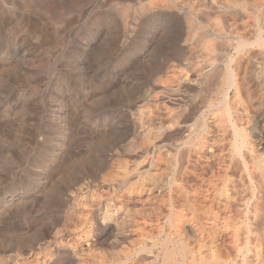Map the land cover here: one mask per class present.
I'll return each mask as SVG.
<instances>
[{
	"label": "bare ground",
	"instance_id": "6f19581e",
	"mask_svg": "<svg viewBox=\"0 0 264 264\" xmlns=\"http://www.w3.org/2000/svg\"><path fill=\"white\" fill-rule=\"evenodd\" d=\"M27 1L29 2L30 0H27ZM27 1L25 3H27ZM69 1L71 0H68V2ZM197 1L198 0H102L103 4L101 6L106 5L107 8H103L102 13L100 14L103 17V19H105L107 22L113 21L112 23L113 27L114 29L116 28L114 30L116 31L115 34H112L113 36L110 35L111 38L113 39L112 43L116 47L113 48L110 46L111 49L113 48L116 51V48H117L119 50L118 53L120 52V50H122V53L124 56H128V59L129 57H131L132 59L131 58L130 59L132 61L135 60V62L136 60H139V61L145 60L144 61L145 63H143V65L141 64V67L146 66L145 71L143 70L144 68L143 69L141 68V70H143L142 71L143 73L142 84L139 87L137 86L138 87L137 89L131 90V92L130 91L127 92L126 90V93L116 91L118 90L116 88H115L116 90L114 91V89H111L113 85L105 87L106 89L102 90V87H100L99 84L98 85L96 84L98 79L96 78L93 79L92 77H89L90 75L89 76L87 75L89 70L91 71L93 69L92 64L96 62V61L95 62L93 61L92 63L90 62V59H93L94 56H96L99 53H100L99 56L102 57L103 52L106 50L105 46H107L106 44L105 46L102 45L103 41H106V39L104 40V37H105L104 32L106 33V31H104L103 28L95 27L94 26L95 24H91V25L89 24L91 26V29L94 28V30L96 31L91 30L93 31V33L90 30L85 31V32L83 31L84 33L82 34H81V30L80 32L77 31L76 34L79 32L80 35L77 36L76 38L74 37V41L72 42V45L70 46L68 50L69 57L67 56L68 57L67 61L69 62L68 65H70V67L72 65H76L77 67L81 66V69L84 68L85 73H83L79 81L74 84L75 86L72 90H70L71 89L70 88L68 92L66 90L57 91L56 93L52 95L51 102L44 103L41 108H40L41 105L39 107L37 106L38 109L40 108L39 110L40 112L38 113V115H35L36 113L30 114L31 112H33L32 110L31 112L29 111L30 113L27 116L24 115L25 116L23 117L24 121L29 122L28 125H30L31 123L34 124V120L37 118H39L41 125L40 127L34 128L31 131L29 130V128H27L28 131L25 130L26 135H25V131H22V133H24L23 138L25 140H24V143L22 141L21 146L23 147L20 150H19V147L17 149V146L20 143L14 144L11 147H9V145L12 143L11 140H16L15 138L16 136H18L17 134L19 131L17 132L15 129L12 130V128L6 122L9 120L12 112L22 106L21 96L24 92H26L34 84L33 82H35L34 80L36 79L35 78L36 76H34L33 79L31 78L32 76H26L27 78L21 81L22 84H18V85H15L14 83L15 81H14L13 82L14 85L12 83H11L12 85L11 84L9 85L11 88H8V91L0 92V138L4 142H7L8 144L2 147L3 149L4 147L8 148V151L11 152L8 154L12 156L10 158L12 159L13 156H15L12 160L17 158L18 159L17 161L19 162L20 166L25 161L24 159L27 157L29 159L27 163V167L30 172L29 177L26 180L24 179L23 180L24 182L21 181L20 185H15L14 183H10V181H13L11 179L9 182L5 181L6 180L5 177L2 176V178H4L5 180L3 179L4 182L1 181L2 183H0V264H186V263L187 264L188 263L198 264L200 263L202 259H200V262H197L199 257L198 259H196L194 255L196 253L193 254L192 252L194 251L191 252V250L188 249L189 246H186V244L192 241H195L194 240L195 235L196 234L198 235L199 233V232L198 233L195 232L197 228L195 229L193 226L194 224H196L195 220L193 224L190 222L192 220L191 216L194 215V217L197 216L198 218L200 217V218H203L204 220L207 219L206 222L210 220L212 224V222H214L216 218L215 217L216 214H214L213 213L214 211L211 210V204L212 203L215 204L216 200H213L215 202H212L211 204L209 203V201L208 202L205 201L204 203H202L203 199L201 197L202 204L200 203V201H198L199 203H196L197 202L196 201V202L191 203V205L190 204L188 205L187 202L190 200L187 201V198L188 197L191 198V196L189 195L193 193L189 194L188 193L189 191L185 189L186 188L185 186L184 188L185 190L184 189L181 190L182 192L184 190L185 191L184 193L188 191L186 194H189V195L188 197H184L186 199L185 200L182 198V193L180 192V190L178 191V187L180 184L177 181H180V183H182L181 182L182 178L180 179L178 176V179L180 180H177L174 176L175 167L173 166V160H172L173 155H171L172 150L170 153L171 145L169 146V144L171 143L169 144L162 143V145L165 146L163 156L159 153L158 155H156L157 153H155V156H152L153 155L152 153L161 144L159 143L160 139L158 137L160 136V134L158 136V133L161 132L162 126H163L162 131L164 132L172 133L174 131V132H177L178 136L180 137L182 135L183 136L186 135L189 138L195 137L194 138L195 140L193 138L192 139L194 140V142H196V138H197V141L199 143L200 141L201 142L204 141V140L199 141L198 138L201 136L200 135L198 136V134L199 132L201 133V130L205 128L206 123H207L206 118H210V116L213 114H215V117L218 118L219 116L218 113H220V116H221L219 117V119L222 118V121L220 123L221 124L223 123L224 128H225V130L222 128V130H224L226 134L225 136L227 137V141L226 139L224 140L225 144L227 142L226 146L229 147L232 155L236 157V159H238V161H235V163L237 162L240 164L238 165L241 168V171L238 170V174L239 172L241 173L242 179H244L245 183L247 184L249 188V191L246 190L247 192H249V194H247L248 196H245V198L242 200L244 202V205L247 206L246 207L247 210L244 209L246 210L245 215H243L244 219L243 220L241 219L242 221H239L241 223L236 224L232 228V234L236 231L240 232V230H242V232H240V234L242 233L241 239H238V237L240 238V236L237 237L235 235L237 239L240 240V242L236 243L238 242L237 240L235 242L236 244L234 245L232 244L233 249L231 253L229 252L230 253L229 255L228 253L224 252L227 257H224L222 253L221 255L223 257L216 256L214 259H211L210 257L211 260H209L205 264H264V256L262 255V251H261L262 249L260 250V247L258 246L261 243H259L258 245L252 244L255 241V239L252 243L249 242V236L255 233L254 232L255 227H252V223H253L252 216L257 214L259 212V209L260 210L263 209V212H264L263 203H260L262 206L259 205L262 208H258L257 205L251 206L250 204V201H252L251 199L257 197L258 194L260 193L262 194L261 188L264 187L262 185L264 184V164H263V161H264V17L263 16L260 17L261 15L259 14L260 11L264 10L262 9L264 8V6L262 8L259 7L262 10L254 6V8H251L249 12H247L248 13L247 18H249V25L245 24L248 26L247 34L246 32L242 31L246 34L245 36H242L243 33L242 35H240L241 33L239 35L233 34V33L220 34L218 33V30L217 32L215 31L216 29L213 31L211 27H210V30L205 29V28L202 29V31L206 34V36L211 34V36L214 35L215 38H222V39L226 38V40L224 44L222 45L214 44L215 49L212 51V53L210 52V55H209L211 60L207 62L206 64H204L203 66L199 67V70L194 74L192 72L195 70V69L193 70V68L196 65L193 68L191 67V69L193 70L192 72L190 71L193 74L191 75L190 72H187V68H190V66L186 68V66H188L189 64L188 65L186 64L185 60L187 56L185 57L184 51L185 49L187 51V47L191 43H193V40H195L193 34L190 31L192 28H197L196 26L198 22L200 21V20L198 21L199 17L197 13V3H198ZM213 1L216 2L215 3L216 10L222 11V13L223 11L225 12L230 11L229 13H231V11L239 12V10H242V9L244 10L243 7H245V6H241L240 0H213ZM33 2L37 3L35 1ZM58 2H61V1H58ZM261 2L263 3L264 1L261 0ZM19 3H22V0H0V72H2L3 68H5L7 65L11 66V64H13V66H11L12 68H14V65H16L15 68H17L18 66L20 67L22 65L21 63H23L24 61L21 56V46H19L21 42L19 44L16 39L14 40L10 38V35L7 33V30H6L7 29L6 27L9 25L12 26V28L15 29V31L16 30L19 31L18 29L24 28L26 25H28V22L24 21L25 19H23V22H20L22 20L20 18L22 16L24 17V15H21V17L19 18L20 20L17 19L18 13L22 12L16 9L18 8L17 5ZM199 3H200V0H199ZM213 3L214 2H212V4ZM29 4L31 6V3ZM212 4L209 7L213 6ZM76 5H78V3ZM258 5L260 6V4ZM26 7L27 6H24V8ZM69 7L70 6L65 7L67 8V11L71 8ZM41 8H43V6ZM89 8H90V5L86 7V9L88 10ZM20 10H22V8ZM31 10H32V7H31ZM51 10L52 9H50L49 11ZM79 10H80V7H79ZM54 11L50 13L49 19H51L50 25L53 28L52 29L53 34L56 35V38H57L58 37L57 34L58 35L64 34L65 31H68L70 27L69 23L71 22L68 19V16H71V15H69L68 13V16L66 15L67 18L64 19L62 18L63 14L62 16L59 15L61 17L60 18L58 14L55 13ZM25 12H23L22 14H26ZM72 12H75V11L72 9ZM216 12L217 11H215V14H217ZM263 12L261 14H263ZM80 13L81 12H79V14ZM247 13H245L246 16H247ZM85 14H86V11H85ZM95 14L97 13H94V15ZM100 14H99V17H100ZM27 15L29 17V14ZM31 15L33 16V14ZM73 15L75 16V13L72 14V16ZM145 15L158 17V19L159 18L164 19L162 16H166V18L173 16L176 18L172 19L173 21L171 23L172 24L171 27L168 26L167 23L165 22L162 23V20L161 22L159 21H153L149 23L147 22L148 24L142 27L144 23L143 24L141 23V18H143L142 16H145ZM202 15L204 16L203 13ZM220 15L221 14H219V16ZM87 16H90V15H87ZM91 18H94V17H91ZM203 18L204 17H202L201 19ZM37 20H40V19H37ZM71 20L73 21L74 19H71ZM154 20H157V19L155 18ZM168 20H170V18ZM27 21H29V19ZM150 21L152 20L150 19ZM237 22L239 23V21ZM245 22L247 23V21ZM202 23H204V20ZM232 23L234 24V22ZM29 24L33 30L37 31L38 28H36V26L33 25L31 21ZM34 24H37V22L36 23L34 22ZM84 24L85 22L83 23V26H85ZM87 24L88 23H86V25ZM198 26H201V24ZM226 26H228V24ZM81 27L80 29H82ZM28 28H26V30ZM109 29L110 28H108V30ZM46 30L47 32L49 31L48 29ZM52 30L50 31L52 32ZM108 30H107V33H108ZM109 31L112 32L111 29ZM13 32H12V35L14 34ZM237 32L239 33V31H236L235 33ZM32 33L34 34V32ZM38 33L37 35H40ZM168 33H169L168 37H165ZM47 34L48 33H46V36ZM15 35L17 36V33ZM106 36H109V34L108 35L106 34ZM33 37L35 38V36ZM203 39H207V38H205L204 36ZM109 40L110 39L108 38V41ZM64 41L65 40H63V42ZM2 42H5V43L2 44ZM61 42L62 40L60 41V43ZM210 42L206 41V43H210ZM108 43H111V41ZM160 43L163 45L160 49H158L159 51H157V47L159 48ZM26 46L27 44L25 45V48ZM195 46L190 45V47H195ZM196 48H195V51H196ZM139 50L143 52V58H139V55L136 54ZM197 51H198V48H197ZM230 51H233V54H231ZM119 54H121V52ZM189 54L191 56L192 53L189 52ZM116 55L117 54H115V56ZM109 56H112V55H109ZM109 56H106V57L108 58ZM204 56L207 57L206 54ZM27 58L28 57H26V59ZM190 58L191 57H189V59ZM197 59H200V57L197 56ZM98 60L99 59H97V61ZM103 60H102V63L105 62V60L104 61ZM187 61L190 62L191 60H187ZM98 62L100 64V61ZM121 62L122 61H120V64ZM201 62L205 63L203 61ZM97 63L94 64V67ZM193 63H196L195 59ZM133 64H137V63H133ZM26 65L25 67L27 68ZM116 65H119L118 62ZM138 65L139 64H137V66ZM76 66H72V67H76ZM114 66L110 64L107 68L108 69L107 71L111 72ZM25 67L23 66V68ZM8 68L9 67H7L6 69ZM21 68L22 67L18 68L19 70L17 71L19 72H17L16 75L20 73ZM64 69H67V67ZM197 69H198V65H197ZM28 70L30 71V69ZM61 70L63 69L61 68ZM14 71L16 72V69ZM55 71H52V76L53 77L55 76V79H56L55 83L56 84L64 83L65 82L64 74H61V73L56 74ZM58 72H63V71H58ZM160 73L164 74L163 77L161 76L163 78L162 80L163 89L162 87L161 89L164 92H162L161 89H158V90L159 92L161 91V93H164L162 97L166 100L164 101L165 104L167 101L169 103L170 102L174 103L176 99H181L180 97L182 95L185 98V100L183 101H186V102L188 101L190 102V104L192 103L191 101L194 102L196 98L197 100H195L196 102L194 103V106L193 107L191 106L193 109H191L190 105L187 102V105L190 107L189 114L185 115L184 112H183L184 115L179 114L180 119L179 120L176 119L177 122L173 120L174 117L170 118V120L172 119V121L176 122V124L175 123L172 124L171 122L167 121L169 120L168 117L171 116L170 115L171 109H169V106L166 107V105L167 104L170 105V104L169 103H167L166 105L163 104V108L165 107V110H162V113L163 111H165V113H163V115L165 114V116H164V121L162 123V126L160 127V125L158 124L159 126L156 125L155 130H152L153 132L154 131L156 132V129H158L156 132L158 137L152 136L154 139L148 140L146 135L150 137L151 136L150 127L153 128L152 127L153 125L150 126L151 124L150 120H152L151 113L153 111L150 110V108H148V105L146 102L148 101L151 102L153 100L156 101V98H157L156 96L159 95V94L154 95L155 93L153 92V90L155 89L156 85H158V83L161 82L162 78L160 79V77L158 76ZM49 74L51 73L49 72ZM59 75H62V76L59 77ZM112 77L111 79H114ZM59 78L60 79L62 78V79L60 80ZM122 79H126V78H122ZM210 79H213L212 83L214 82V85L213 87L211 86L212 89L209 91V93L207 92L208 94L202 97V94L204 92L202 93L201 90L203 87H205L204 86L205 83L209 84V81L211 83ZM105 80H107V78H105ZM104 83L105 81L103 83L101 82L100 84H104ZM0 85H2V83ZM132 85L130 86L132 87ZM117 86L118 88L119 86L121 87L120 84ZM2 87L5 88L4 86ZM205 89L207 90L206 87ZM181 101L182 100H180V103L183 106V103ZM144 102L146 103L147 106L146 105L144 106L143 104ZM158 105L159 104L156 103V106ZM87 107L90 110L88 111L89 114H87L88 116L87 119L84 121L82 120L84 116H81L82 119L79 117L81 113H83L82 115H86L85 113L87 112ZM33 108H36V106ZM184 108L186 107L184 106ZM184 108H181L179 110H182V109L184 110ZM24 111L23 112L20 111V112L24 114ZM180 112L181 111H179V113ZM155 113H156V110L154 111V114ZM190 114H192V116ZM216 114L218 115L216 116ZM16 118L18 117L16 116ZM16 118H13V119L16 120ZM152 118L156 119L157 117L152 116ZM19 119L21 120L22 117ZM209 121L212 122L213 120L212 121L209 120ZM216 122L219 124V121H215V125H216ZM208 123L207 125L209 126ZM213 124H212V127H215ZM218 124L217 126L220 125ZM18 125H16L15 128H18L19 127ZM217 126H216L215 131L218 128ZM159 127L161 129L160 131H159ZM172 127H174L175 130L173 129V131L171 132L170 130H172ZM20 128H23V127L20 126ZM210 128L209 130H211ZM206 130L207 129H205L204 132ZM207 133L210 134V132H207ZM218 133L219 132H217V134ZM213 134L216 135V133H213ZM173 135L174 134H172V136ZM167 136H171V135H167ZM174 136H177V135L175 134ZM144 137H146V139ZM221 137L223 136L221 135ZM171 138L172 137H170V139ZM202 138H204L203 135H202ZM212 138L214 139V137L211 136V139ZM7 139H11V140L6 141ZM222 139L223 138H221V140ZM174 140L175 139L170 140L173 142L176 141L174 145L179 142V138L178 140H175V141ZM186 140H184V143L181 142L183 146H185L184 144ZM163 141L161 139V142ZM180 141H181V138H180ZM214 141L213 142L211 141V142L214 144H217L218 142L220 143L219 138H218V141L216 140L217 142H214ZM189 142L194 143L192 142V140H190ZM191 143H189V145H191ZM208 143L210 142L208 141ZM201 144L202 146H204L203 143ZM180 145H178V147ZM0 146H1V143H0ZM202 146H200L201 149H202ZM220 146H217L218 150ZM186 148L188 149V143L186 145ZM210 148L207 149L208 152L211 150ZM226 150H228V148H226ZM177 151L174 154L175 156L177 155L178 157ZM197 151H200V149L199 150L197 149ZM203 152H205V150ZM221 152H223V155L225 152L224 156L228 155L226 154L225 150ZM2 153H0V159H2L1 158L3 155ZM5 156L7 155L5 154ZM177 157L176 159H178ZM228 158H225V159H228ZM231 160H229V162H231ZM217 161H219V159ZM222 161L227 162L225 160H220V162H218L217 164L221 163ZM3 164L6 165V163H3ZM14 165L17 166L18 163H14ZM228 165L226 166L229 168ZM3 170H1L0 168V174H3L2 172ZM179 170L182 171L181 168H179ZM176 172L178 173V170ZM215 174H219V173H215ZM221 175H223V168H222ZM213 177H215V175H213ZM218 177L219 175H217L216 179ZM227 177L229 178L230 176L226 174L223 178L221 177V180L219 179L220 182L217 180L218 184H216V187H214L215 184L213 186L216 189L215 194H216V197H218V202L220 199L219 197H222L225 199V201L226 200L228 201V199L230 198L234 199L231 197L233 196L231 194H236L234 193L235 191L233 193L231 191V194H228V189L230 191V187L228 188L229 186L228 182H230L231 180L229 179L230 181H228ZM206 180L208 181V179ZM211 184H213V182ZM211 184L209 183V185ZM203 185L206 186L204 183ZM261 185L263 187H261ZM207 187H209L208 184H207ZM199 188L197 189L199 190ZM174 189L175 191L177 190V192L181 193V195L179 194V196H181V200L182 199L185 200V203H183L182 205L180 204V201L179 202L177 201L181 205L180 213H179L180 217L178 218L179 215L176 216L179 219L178 223L180 222V218L182 219L184 218V219L183 220L181 219V222H180V225H178L177 231H176V228H174L175 230L173 231V233L177 235V237H175V235L173 237H170L171 236L170 234L172 232L171 230H170L169 237L165 233H164L165 237H162V234H163L162 225L163 224L157 221V223L159 222V225H153L155 222L153 223V222L146 221L144 219L145 217L144 215L146 214V212H148L150 207L153 208V206L150 204H151V201H153L154 199H155L154 202H156V196L161 195L162 191L167 192V193H172ZM203 190L201 189V191ZM209 190L212 191V188ZM175 191L173 192L175 193ZM195 192L197 191L194 190V193ZM167 193L164 196H167ZM208 193L210 194V191H208ZM195 194H193V196ZM208 195H206V197H208ZM241 195L243 196V193ZM204 197L205 196L203 194V198ZM263 197H264V194H263ZM177 198L178 196L176 197V200H178ZM197 198L198 200H200L199 197ZM173 200H175L174 197H173ZM159 201H162V198ZM193 201H195V199ZM227 201L225 203H227ZM242 201L241 203H243ZM164 202H162V204ZM170 202L171 201H169L167 204H169ZM239 202H236V203H239ZM19 204H28L29 206L26 209L27 212L24 211L23 209L20 210L21 208L20 207L19 209L18 208L15 209L14 213H11L10 212L11 206L19 205ZM179 204L176 206L178 209H179L178 206H180ZM167 207L169 208V206ZM171 207L168 210H170ZM176 207L174 206L173 208H176ZM226 207H229V206H226ZM12 208H15V207H12ZM152 208H151V211H152ZM173 210H176V209H173ZM187 210H189L188 213L191 211V213L193 214L191 216L187 215L188 217H191L190 220L185 218L186 217L185 211ZM178 211L179 210H177L175 214L178 213ZM156 212H161V211L160 209L159 211L157 209ZM162 212L161 213L165 214L166 216V213H164V210ZM238 212L239 211H237V213ZM161 213L159 214L161 215ZM229 213H226V214H229ZM24 214H27V215L29 214L30 216L26 215V217L27 218L31 217V218L29 220L25 218L26 219L25 220L23 218ZM150 214H152V212ZM153 215L151 216V218L153 217ZM172 215L173 214H171L170 216H167V218L171 219L175 217V215L171 217ZM216 216L218 217V214ZM236 217L237 216H235V218ZM164 218L162 220H164ZM153 219L151 220L154 221L155 219L154 220ZM169 219L168 220L166 219V220L169 221ZM157 220H159V218ZM174 221L172 220V222ZM172 222L171 224H173ZM224 222L225 221H223V223ZM174 223L177 225L176 222ZM199 223H200V220L198 224ZM211 224H210V227L209 225H207L209 228V234L215 235L216 233V231L214 230L215 227L213 228ZM221 224H218V225H221ZM232 225H234V223ZM198 226L200 227V225ZM229 226L230 224H228L227 227L229 228ZM199 227H198V230H199ZM208 228H206L207 230L205 233L206 235L208 232ZM223 228L224 227H222V229ZM228 228H225V229H228ZM218 229L219 228H217V230ZM200 231H201V228H200ZM204 231L202 229L201 233ZM165 232L167 233L169 232V230ZM258 233H259V230H258ZM216 234H219V232H217ZM232 234H231V238H232ZM229 236H230V231H229ZM231 238L229 237L230 240ZM250 239H253V238H251L250 236ZM204 241H203V244H204ZM209 246L211 248L215 247V246L213 247L212 245H209ZM210 247H209V250H210ZM203 249L204 248L202 247V251L205 250ZM211 250L209 252H211ZM146 259L148 261H146ZM204 260H206V258Z\"/></svg>",
	"mask_w": 264,
	"mask_h": 264
},
{
	"label": "rangeland",
	"instance_id": "374dc122",
	"mask_svg": "<svg viewBox=\"0 0 264 264\" xmlns=\"http://www.w3.org/2000/svg\"><path fill=\"white\" fill-rule=\"evenodd\" d=\"M27 0H22V3H19L18 5H17V7L19 8H16L18 11H22L21 13L19 12L18 13V11H17V13H18V15H17V19L18 20H20V19H22L20 22H23V19H25L24 21H26V22H28V25H26L24 28H21V29H18L19 31H15V29H13L12 28V26H7L6 28V30H7V33L10 35V38H12V39H16L17 40V42L20 44V42H21V44L19 45L18 43V45L19 46H21V56H22V59L25 61V63H24V61H23V63H21L22 65L20 66V67H22L21 68V70H20V73H22V74H20V73H18V75H16L17 74V72H19V71H17V70H19L18 68H20L19 66L17 67V68H15V66L16 65H14V68H12L11 66H13V64H11V66L9 65H7L5 68H3V71L2 72H0V84L2 83V85H0V92H2V91H4V92H6V91H8V88H11L9 85L12 83L13 84V82L15 83V85H18V84H22L21 83V81H23V79L25 80L27 77L26 76H32L31 78L33 79V77L34 76H36L34 79V81L35 82H33L32 84V86L26 91V92H24L23 94H22V98H21V107L20 108H17L16 110H14L13 112H12V114H11V116H10V118H9V120L6 122V123H8L9 124V126L12 128V130L13 129H15L17 132H18V136H16V140H11V139H7L6 141H9V140H11V144L9 145V147H11L12 145H14V144H19L18 146H17V149H18V147H19V150L23 147V146H21V144H22V141H23V143H24V138H23V135H24V133H22V131H28L27 130V128H29V130L31 131L32 129H34V128H38V127H40V125H41V123H40V120H39V118H37V119H35L34 120V124L33 123H31L30 125H28L29 124V122H26V121H24V118L23 117H25V116H27L30 112H31V110L33 111V112H31L30 114H35V115H38V113L40 112L39 110H40V108L42 107V105L44 104V103H48V102H51V99H52V95L54 94V93H56L57 91H64V90H66L67 92H68V90L70 89V90H72L73 88H74V84L75 83H77L78 81H79V79H80V77H81V75L83 74V73H85V71H84V68L83 69H81V66H76V65H72V66H76V67H70V65H68L69 64V62L67 61L68 60V57H69V52H68V50H69V48H70V46L72 45V42L74 41V37L76 38L77 36H79L80 34H79V32H80V30H81V34L82 33H84L85 31H91V30H94V28L93 29H91V24H95L94 26L95 27H98V28H103L104 29V31H106V33L104 32V40L106 39V41H103V43H102V45H104L105 46V44L107 45V46H105V48H106V50L103 52V54H102V57H100L99 56V54H97L96 56H94V58L93 59H90V62H92L93 63V61L95 62V63H97L98 61H100V64H99V62L95 65V67H94V64L95 63H93L92 64V70L90 71L89 70V72H88V76L89 77H92L93 79L94 78H96V79H98V81H97V85L99 84V86L100 87H102V90H104V89H106L105 87H108V86H112L113 85V87L111 88V89H114V91L116 90V89H118V90H116V91H120V92H122V93H126V90H127V92H131V90H135V89H137L141 84H142V81H143V73H142V71L144 70L145 71V67L146 66H142L141 67V64L143 65V63H145L143 60L142 61H139V60H136V62H135V60L134 61H132L131 59V57H129V59H128V56H124L123 55V53H122V50H120V52H121V54H119L118 53V49L116 48V51L113 49L114 47H116L112 42H113V39L111 38V36H113L112 34H115V32L116 31H114L115 29H114V27H113V21H111V22H107L105 19H103V17L101 16V14L100 13H102V11H103V8H107L106 7V5H103V6H101L102 4H103V2H102V0H81V2H80V0L78 1V0H71V1H69L68 2V0H54V1H52V0H33V1H35V2H37V3H34L32 0H30L29 2L27 1V3H25ZM41 3H40V2ZM51 1H52V3H54V4H52L51 3ZM58 1H61V2H58ZM62 1H64V2H62ZM68 3H67V2ZM249 1V2H248ZM264 1V0H263ZM66 2V3H65ZM83 2V3H82ZM86 2V3H85ZM91 2V3H90ZM96 2H98V3H96ZM100 2H101V4H100ZM198 3H197V13H198V21L199 22H201V23H199L198 22V24H197V28H192L191 29V33L193 34V36H194V39L195 40H193V43H191L190 45H192V46H195V47H190V45L188 46L189 47V49H188V47H187V51H186V49H185V57H186V64L188 65V66H186V68L187 67H189L190 66V68H187V72H192L194 69V71L192 72L193 74L194 73H196L198 70H199V67H201V66H203L204 64H206L207 62H209L211 59H210V57H209V55H210V52L212 53V51L215 49L214 47H215V45H222V44H224V42H225V40H226V38H215V36L214 35H212L211 36V34L210 35H207L206 36V34L202 31V29H209L210 30V27L212 28V30L214 31L215 29V31L217 32V30H218V33H220V34H222V33H233V34H240V35H242V33H243V35L242 36H245L246 34H247V28H248V26L247 25H249V18H247L248 17V13L247 12H249V10L251 9V8H254V6H256L258 9H260L259 7H263L264 6V2L262 3L261 2V0H240V4H241V6H245V7H243L244 8V10L242 9V10H239V12L238 11H231V13H229V12H225V11H223V13H222V11H219V10H216V2L215 1H213V0H200V3H199V0L197 1ZM204 2V3H203ZM212 2H214L213 4H212ZM242 2V3H241ZM246 2H247V4H246ZM29 3H31V6H30V4ZM32 3H33V5H32ZM61 3V4H60ZM75 3V4H74ZM78 3V5H76ZM213 5V6H211V7H209L211 4ZM245 3V4H244ZM23 4V5H22ZM27 4H29V5H27ZM35 4V5H34ZM37 4V5H36ZM39 4V5H38ZM74 4V5H73ZM258 4H260V6L258 5ZM40 5H42L43 6V8H41L42 6H40ZM53 5V6H52ZM62 5V6H61ZM64 5V6H63ZM88 5H90V8H89V10L88 9H86V7L88 6ZM100 5V6H99ZM258 5V6H257ZM262 5V6H261ZM19 6H21V7H19ZM24 6H27L26 8H24ZM39 6H40V8H39ZM68 7V6H70L69 8V10L67 11V8H65V7ZM86 6V7H85ZM250 6V7H249ZM31 7H32V10H31ZM38 9H40V10H38ZM53 7V8H52ZM62 7V8H61ZM76 7H77V9H76ZM79 7H80V10H79ZM84 7V8H83ZM215 7V8H214ZM255 7V8H256ZM22 8V10H20ZM36 8V9H35ZM55 8H56V10H55ZM92 8V9H91ZM25 9H27V10H25ZM29 9V10H28ZM50 9H52L51 11H49ZM58 9V10H57ZM60 9V10H59ZM62 9V10H61ZM72 9L75 11V12H72ZM83 9V10H82ZM210 9H212V10H210ZM215 9V10H214ZM262 9H264V8H262ZM262 9H260V10H262ZM55 10V11H54ZM81 12L80 14H79V12ZM201 10H202V12H201ZM214 10V11H213ZM259 10V11H260ZM26 11V12H25ZM55 12V13H57L58 14V16L60 15V16H62V14H63V17L62 18H64V19H66L67 17H66V15L68 16V13H69V15H71V16H68V19L71 21L69 24H70V27H69V29H68V31H65V33H67V34H60V35H58L57 34V38H56V35H54L53 34V28H52V26L50 25V20L51 19H49V16H50V13L51 12ZM70 11V12H69ZM85 11H86V14H85ZM200 11V12H199ZM209 11H210V13H209ZM211 11H212V13H211ZM215 11H217L216 13L217 14H215ZM240 11H241V13H240ZM244 11V12H243ZM264 10H262V11H260V17H264V12H263ZM23 12H25L26 14H22ZM28 12V13H27ZM34 12V13H33ZM61 12V13H60ZM88 12H90V13H88ZM214 12V13H213ZM221 12V13H220ZM237 12V13H236ZM263 12V14H261ZM44 13V14H43ZM67 13V14H66ZM75 13V16H74V18H73V16H72V14H74ZM88 13V14H87ZM92 13H93V15H92ZM94 13H97V14H95L94 15ZM201 13V14H200ZM202 13L204 14V16L202 15ZM206 13H207V15L209 16V18H208V16L206 15ZM209 13V14H208ZM221 14L220 16H219V14ZM229 13V14H228ZM235 13V14H234ZM238 13H240V14H238ZM243 13H244V15H243ZM245 13H247V16H246V14ZM27 14H29V17H28V15ZM31 14H33V16L31 15ZM36 14H37V16H36ZM49 14V15H48ZM99 14H100V17H99ZM235 15V16H233V15ZM21 15H24V17L22 16L21 17ZM84 17H83V16ZM87 15H90V16H87ZM206 15V16H205ZM229 17H228V16ZM26 16V17H25ZM45 16V17H44ZM59 16V17H60ZM65 16V17H64ZM79 17V18H77V17ZM82 18H81V17ZM98 16V17H97ZM146 16V17H145ZM145 16H142L143 18H141V23L143 24H141L142 25V27L143 26H145V25H147L149 22H153V21H159V22H161V20H162V23H167V25L168 26H172V19H175L176 17H169L170 18V20H168L169 18L167 17L166 18V16H162L164 19H161V18H159L158 19V17H153V16H148V15H145ZM243 16H245V17H242ZM21 17V18H20ZM32 17V18H31ZM88 17V18H87ZM91 17H94V18H91ZM150 17V18H149ZM202 17H204L203 19H201ZM222 17V18H221ZM238 17V18H237ZM240 17H241V19H240ZM20 18V19H19ZM61 18V17H60ZM74 19L73 21L71 20V19ZM98 18V19H97ZM157 19V20H154V19ZM166 18V19H165ZM207 18H208V20H207ZM227 18V19H226ZM247 18V19H246ZM29 19V21H27ZM33 21H32V20ZM37 19H40V20H37ZM78 19V20H77ZM85 21H84V20ZM102 19V20H101ZM150 19L152 20V21H150ZM205 19H206V21H205ZM224 19H226V20H224ZM245 19V20H244ZM35 20V21H34ZM167 20V21H166ZM203 20H204V23H202L203 22ZM220 20V21H219ZM30 21L33 23V25H35L36 26V28H38L37 29V31H35V30H33L32 29V27H30ZM77 21V22H76ZM85 22V26H83V23ZM144 21H146V22H144ZM236 21V22H235ZM237 21H239V23L237 22ZM245 21H247V23L245 22ZM34 22L36 23L37 22V24H34ZM48 22H49V24H48ZM80 22V23H79ZM148 22V23H147ZM232 22H234V24L232 23ZM244 22V23H243ZM39 23V24H38ZM47 23V24H46ZM78 25H77V24ZM86 23H88L87 25H86ZM146 23V24H145ZM218 23V24H217ZM231 25H230V24ZM238 23V24H237ZM243 23V24H242ZM90 24V25H89ZM201 24V26H198V25H200ZM210 25V26H208V25ZM228 24V26H226V25ZM240 24V25H239ZM242 24V25H241ZM245 24H247V25H245ZM38 25H39V27H38ZM76 25V26H75ZM99 25V26H98ZM203 25H205V26H203ZM232 26V27H230V26ZM234 25V26H233ZM82 26V27H81ZM88 26H90V27H88ZM109 26H111V27H109ZM226 26V27H225ZM243 26H245V27H243ZM29 27V28H28ZM71 27H72V29H71ZM80 27L83 29H80ZM90 28V29H88V28ZM113 27V28H112ZM215 27V28H214ZM241 27H243V28H241ZM26 28H28L27 30H26ZM74 28V29H73ZM84 28H86V29H84ZM108 28H110L111 30H112V32H110L109 30H108ZM218 28V29H217ZM231 28V29H230ZM237 28V29H236ZM246 28V29H245ZM9 29V30H8ZM11 29V30H10ZM46 29H48L49 31L50 30H52V32L50 31H48L47 32V30ZM245 29V30H244ZM107 30H108V33H107ZM169 30V29H168ZM231 30V31H230ZM10 33H9V32ZM14 31V32H13ZM43 31V32H42ZM44 31H45V33H44ZM77 31H79L77 34H76V32ZM84 31V32H83ZM94 31H96V30H94ZM236 31H239V33L237 32V33H235ZM242 31H244V32H246V34L244 33V32H242ZM12 32L14 33L13 35H12ZM17 33V36L15 35L16 33ZM32 32H34V34L32 33ZM36 32V33H35ZM39 32V33H38ZM92 33H93V31H91ZM110 32V33H109ZM198 32V33H197ZM200 32V33H199ZM6 33V34H7ZM26 33V34H25ZM32 33V34H31ZM37 33L38 34H40V35H37ZM43 33H44V35H43ZM46 33H48L47 34V36H46ZM50 33V34H49ZM195 33V34H194ZM7 34V35H8ZM106 34L108 35L109 34V36H106ZM200 34V35H199ZM8 35V36H9ZM32 35V36H31ZM70 35H71V37H73V38H71L70 37ZM75 35V36H74ZM168 35H169V33L165 36V37H168ZM12 36V37H11ZM19 36H21V37H19ZM33 36H35V38L33 37ZM38 36H39V38H38ZM45 36V37H44ZM50 36V37H49ZM200 36V37H199ZM204 36H205V38H207V39H203L204 38ZM14 37V38H13ZM19 37V38H18ZM43 39H42V38ZM49 37V38H48ZM55 37V38H54ZM65 37H66V39H65ZM110 39L109 41H108V38ZM165 37H164V39H165ZM195 37H197V38H195ZM210 37V38H209ZM20 38H22V39H20ZM200 38V39H199ZM212 38V39H211ZM48 39V40H47ZM53 39V40H52ZM112 39V40H111ZM163 39V40H164ZM222 39V40H221ZM20 40V41H19ZM23 42H22V41ZM37 40V41H36ZM62 40V42L60 43V41ZM63 40H65L64 42H63ZM162 40V41H163ZM207 42H210V43H206V41ZM210 40V41H209ZM219 40V41H218ZM221 40V41H220ZM44 41V42H43ZM52 41H53V43H52ZM59 41V42H58ZM110 42L111 41V43H108V42ZM181 41V40H180ZM194 41H195V43H194ZM216 41H217V43H216ZM41 42V43H40ZM51 42V43H50ZM5 42H2V44H4ZM23 43V44H22ZM24 43H25V45L27 44V46H26V48H25V45H24ZM44 43V44H43ZM49 43V44H48ZM68 43V44H67ZM71 43V44H70ZM220 43V44H219ZM108 44H109V46H108ZM111 44V45H110ZM112 44H113V46H112ZM206 44V45H205ZM215 44V45H214ZM53 45V46H52ZM161 45V46H160ZM162 45L163 44H159V48L157 47V51H159L158 49H160L161 47H162ZM202 45V46H201ZM24 46V47H23ZM113 47L112 49H111V47ZM198 48V51H197V48ZM202 47V48H201ZM213 49H212V48ZM68 48V49H67ZM111 50H113V51H111ZM195 48H196V51H195ZM200 48V49H199ZM206 48V49H205ZM191 49V50H190ZM194 49V50H193ZM204 49H205V51H204ZM109 50V51H108ZM193 50V51H192ZM199 50H200V52H199ZM202 50H203V52H202ZM29 51V52H28ZM34 51V52H33ZM138 52H140V53H138ZM136 54H138L139 55V58H143V52L141 51V50H139ZM142 52V53H141ZM188 52V53H187ZM189 52L190 53H192L191 54V56H190V54H189ZM231 52V54H233V51H230ZM111 53V54H110ZM113 53V54H112ZM199 55H198V54ZM25 56H24V55ZM115 54H117L116 56H115ZM194 54V55H193ZM197 54V55H196ZM207 55V57L206 56H204V55ZM30 55H32V56H30ZM109 55H112V56H109ZM113 55H114V57H113ZM120 55V56H119ZM68 56V57H67ZM97 56H98V58H97ZM104 56V57H103ZM106 56H109L108 58L106 57ZM194 58H193V57ZM197 56L198 57H200V59H197ZM24 57H25V59H24ZM26 57H28L27 59H26ZM96 57V58H95ZM105 57H106V59H105ZM155 57H157V56H155ZM189 57H191L190 59H189ZM204 57V58H203ZM105 60V62H103L102 63V60L103 59ZM131 58V59H130ZM193 58V59H192ZM96 59V60H95ZM97 59H99L98 61H97ZM110 61H109V60ZM124 59V60H123ZM155 59H157V58H155ZM194 59H195V62L196 63H193L194 62ZM202 59V60H201ZM28 60V61H27ZM103 60V61H104ZM117 60V61H116ZM187 60H191V61H193V62H189V61H187ZM200 60V61H199ZM205 60V61H204ZM67 61V62H66ZM120 61H122L121 62V64H120ZM124 61V62H123ZM128 61V62H127ZM139 61V62H138ZM201 61H203V62H205V63H202ZM27 62V63H26ZM117 62H118V64L119 65H116L117 64ZM127 62V63H126ZM189 62V63H188ZM198 62V63H197ZM30 63V64H29ZM57 63V64H56ZM105 63V64H104ZM116 63V64H115ZM131 63V64H130ZM133 63H137V64H139L138 66H137V64H133ZM191 63V64H190ZM200 63H202V64H200ZM24 64V65H23ZM27 64V65H26ZM35 64V65H34ZM51 64V65H50ZM110 64H112L113 66H114V64H115V66H114V68H113V70H111V72L109 71H107L108 69V66L110 65ZM200 64V65H199ZM25 65L27 66V68L25 67ZM67 65V66H66ZM130 65V66H129ZM134 65V66H133ZM196 65V66H195ZM197 65H198V69H197ZM23 66L26 68H23ZM38 66V67H37ZM65 66V67H64ZM121 66V67H120ZM127 66H128V68H127ZM137 66V67H136ZM195 66V67H194ZM7 67H9L8 69H6ZM54 67V68H53ZM66 68L67 67V69H64V68ZM191 67L193 68V70L191 69ZM13 70H12V69ZM58 68V69H57ZM59 68H60V70H59ZM61 68L63 69V70H61ZM141 68L143 69V70H141ZM10 69V70H9ZM16 69V72L14 71ZM24 69V70H23ZM28 69H30V71L28 70ZM72 69V70H71ZM125 69V70H124ZM128 69V70H127ZM189 69V70H188ZM7 70V71H6ZM56 70V71H55ZM65 70V71H64ZM123 72H122V71ZM26 71V72H25ZM52 71H55V73L56 74H59V73H61V74H64V83H62V84H60V83H55V76L53 77L52 76ZM58 71H63V72H58ZM67 71V72H66ZM101 71V72H100ZM114 71V72H113ZM4 72V73H3ZM25 74H24V73ZM49 72L51 73V74H49ZM120 72V73H119ZM190 72V74L191 75H193L192 73ZM27 73V74H26ZM28 73H30V74H28ZM100 73V74H99ZM108 73V74H107ZM111 73V74H110ZM116 73V74H115ZM118 73H119V75H118ZM20 74V75H19ZM24 74V75H23ZM74 74V75H73ZM115 74V75H114ZM51 75V76H50ZM112 75H113V77H112ZM121 75V76H120ZM163 73H160L158 76L160 77V79L163 77ZM22 76V77H21ZM23 76H25V77H23ZM60 76H62V75H59V77ZM116 76H117V78H116ZM162 76V77H161ZM2 77H3V79H2ZM21 77V78H20ZM79 77V78H78ZM108 77H110V78H108ZM111 77L112 78H114V79H111ZM68 78V79H67ZM78 78V79H77ZM102 78H103V80H102ZM105 78H107V80H105ZM116 78V79H115ZM119 78H121V79H119ZM122 78H126V79H122ZM2 79V80H1ZM60 79V78H59ZM62 79V78H61ZM60 79V80H61ZM129 79V80H128ZM77 80V81H76ZM110 80V81H109ZM113 80V81H112ZM114 80H115V82H114ZM116 80H117V82H116ZM120 80V81H119ZM128 80V81H127ZM162 80H163V78L161 79V82L160 83H162ZM211 80V83H210V81H209V84L208 83H205V87L207 88V90L205 89V87H203L204 88V90H203V88H202V93L204 92V93H206V94H202V97H204V96H206L208 93H209V91L212 89V87H213V85H214V82L212 83V81H213V79H210ZM12 81V82H11ZM103 83L104 81H105V83L104 84H100L101 82ZM119 81V82H118ZM121 81H123V82H121ZM126 81H127V83H126ZM131 81H133V82H131ZM9 84H8V83ZM113 83V84H112ZM121 85V87H122V85H123V87L121 88L120 86H119V88H118V86L117 85H119V84ZM129 83V84H128ZM131 83V84H130ZM139 83V84H138ZM160 83H158V85H156V87H155V89H154V87H153V89L156 91H154L153 90V92L155 93L154 95H157V94H159L160 95V93H161V91L162 92H164L162 89H163V83L162 84H160ZM5 84V85H4ZM11 84V85H12ZM106 84H107V86H106ZM116 84V85H115ZM127 84V85H126ZM133 84V85H132ZM14 85V84H13ZM130 85H132V87L130 86ZM135 85H136V87H135ZM207 85V86H206ZM2 86H4L5 88H3ZM7 86V87H6ZM104 86V87H103ZM117 86V87H116ZM130 86V87H129ZM138 86V87H137ZM212 86V87H211ZM125 87V88H124ZM133 87H134V89H133ZM159 87V88H158ZM161 87H162V89H161ZM65 88V89H64ZM116 88V89H115ZM120 89V90H119ZM122 89V90H121ZM123 89H124V91H123ZM158 89H161V91L159 92V90ZM158 90V91H157ZM200 91V92H201ZM3 92V93H4ZM75 92V91H74ZM73 92V93H74ZM208 92V93H207ZM68 94V93H67ZM163 94L164 93H161V97L159 96V98H158V96H156L157 98H156V101L155 100H153V101H148V102H146L147 103V105H148V108H150V110H152L153 112V114L151 113V115L153 116V117H157L156 119L155 118H152V116H151V119L152 120H150L151 121V124H150V126H152L153 128H151L150 127V134H151V138L150 137H148L147 135H146V137L148 138V140L149 139H154L153 137H158L159 136V134H160V136L158 137L160 140H159V143H161L154 151H153V155L152 156H155V153H157L156 155H158V153L159 154H161L162 156H163V154H164V145H162V143L163 144H165V143H167V144H169V143H171V144H169V146H170V153H171V150H172V153H171V155H173L172 156V160H173V166L175 167L174 168V176H175V178L177 179V180H180L181 178V182L183 183V185H182V183H180V181H177V182H179V187H180V189H179V187H178V191L180 190V192L182 193V198L183 199H185L184 197H188V195L189 194H191V193H193V194H195L194 196L196 197H199V199L200 200H198V198L196 197H194L193 196V194H191V195H189V196H191V198L190 197H188L187 198V201L188 200H190V201H188V202H190V203H188L187 201V204L189 205H191V203H193V202H196V203H199L198 201H200V203H201V197H202V199H203V201H202V203H204L205 201L206 202H208L209 201V203L211 204L212 202H215V201H213V200H216V202H215V204L214 203H212L211 204V210L212 211H214L213 213L214 214H218V217L215 215V220H214V222H212V224H211V222H210V220H208V222H210V223H208V222H206L207 221V219H203V218H198L197 216L196 217H194V215L191 213V211L188 213V211L189 210H187V211H185L186 213V219H188V220H190V218L192 219L190 222L193 224V222H194V220H195V223L197 224H194L193 226H194V228L196 229V230H198V225H200V227H199V230L198 231H196L195 230V232L196 233H198V235L196 234L195 235V238H194V240L195 241H192V242H190V243H188V244H186V246H189L188 247V249H190L191 250V252L192 251H194V252H192L193 254L194 253H196V254H194L195 255V257H196V259H198V257H199V259L197 260V262H200V259H202L201 260V262L200 263H198V264H201V263H203V264H205V263H207L209 260H211V259H214L216 256H221V257H227L226 256V254L225 253H228V255L232 252V249H233V245L234 244H236V243H239L240 242V240H238V239H241V235H242V233L240 234V232H242V230H240V232L239 231H236V232H234L233 234H232V228L236 225V224H240L241 222H239V221H242L243 219H244V216L243 215H245V211L247 210L246 209V205H244V202L242 201L244 198H245V196H248L247 194H249V192H247L246 190H248L249 191V188H248V186H247V184L245 183V181H244V179H242V177H241V173L239 172V174H238V170L239 171H241V168H240V164L239 163H235V161H238V159H236V157H234L233 155H232V153L230 152V149H229V147L228 146H226L227 145V142H226V144H225V139H226V141H227V137L225 136L226 134H225V132H224V130H225V128H224V125H223V123L221 124L220 122L222 121V118L221 119H219V117H221L220 116V113H218L219 114V116H218V118H216L215 117V114H213V115H211L210 116V118H206V120H207V123H208V121L209 120H213L212 122L214 123H212V122H210L209 121V126L207 125V123H206V126H205V128L203 129V130H201V133L199 132V134H198V136L200 135L201 137H199L198 139H199V141L200 140H204L203 142H199L198 143V141H197V138H196V142H194V140L192 139V138H189L188 136H186V135H182L181 137L180 136H178V134H177V132H174L173 131V129H174V127H172V130H170L172 133H168V132H164V131H162L163 130V126H162V123H163V121H164V116H165V114L163 115V113H165V111H163V113H162V110H165V107L163 108V104H165V102L164 101H166L162 96H163ZM184 94H185V92H184ZM201 94H200V96H201ZM181 99H176L175 101H174V103L173 102H166V104L167 103H169L170 105H171V107H170V105H166V107L167 106H169V109H171L170 111H171V116H169L168 118H169V120H167V121H169V122H171L172 124H176V122H177V120H179L180 119V115L179 114H181V115H184V113H185V115H187V114H189V110H190V107L192 106H194V103L196 102L195 100H197V98L194 100V102L193 101H191L192 103L190 104V102H188V104L190 105V107L187 105V102L186 101H183V100H185V98H184V96L182 95L181 97H180ZM162 99V100H161ZM161 100V101H160ZM180 100H182L181 102L183 103V106H182V104L180 103ZM37 101V102H36ZM155 101V102H154ZM160 101V102H159ZM155 104H154V103ZM146 103L144 102L143 104H144V106L146 105ZM153 103L154 104V106H153V104L151 105V104ZM156 103L157 104H159L158 106H156ZM186 103V104H185ZM176 104V105H175ZM41 105V106H40ZM146 105V106H147ZM164 105V106H165ZM187 105V106H186ZM36 106V108H33V107H35ZM40 106V108L38 109V107ZM149 106H151V107H149ZM161 106V107H160ZM173 106H174V108H173ZM176 106V107H175ZM182 106V107H181ZM184 106L186 107V108H184ZM184 108V110L182 109V110H179V109H181V108ZM191 107V109H193ZM152 108V109H151ZM153 108H154V110H153ZM156 108V109H155ZM158 108V109H157ZM163 108V109H162ZM35 109V110H34ZM37 109V110H36ZM160 109V110H159ZM187 109V110H186ZM25 110V111H24ZM90 109H88V107H87V112L85 113L86 115H82L83 113H81V115H80V117L79 118H81V116H84V117H86V118H84L83 117V119L82 120H86L87 119V114H89V111ZM156 110V113L155 114H157V115H155L154 114V111ZM174 110H176V111H174ZM20 111H24V114L22 113V112H20ZM30 111V112H29ZM36 111V112H35ZM38 111V112H37ZM157 111H161L160 113L159 112H157ZM179 111H181L180 113H179ZM184 112V113H183ZM188 112V113H187ZM18 113V114H17ZM174 113H176V114H174ZM14 114V115H13ZM174 114V115H173ZM218 114H216V116L218 115ZM20 115V116H19ZM25 115V116H24ZM162 115V116H161ZM175 115H176V117H175ZM191 116H192V114H190ZM16 116L18 117V118H16ZM161 116V117H160ZM191 116H190V118H191ZM22 117V119L20 120L19 118H21ZM174 117V119L173 120H175L176 122H173L172 121V119L170 120V118H173ZM216 119H215V118ZM13 118H16V120H14ZM163 119V120H162ZM177 119V120H176ZM215 119V120H214ZM13 120V121H12ZM157 122H156V121ZM162 120V121H161ZM11 121V122H10ZM21 121V122H20ZM36 121V122H35ZM156 123H155V122ZM159 121V122H158ZM215 121H219V124L221 125V127H220V125L216 122V125H215ZM38 122V123H37ZM153 122V123H152ZM20 123V124H19ZM25 123V124H24ZM170 123V124H171ZM19 124V125H18ZM27 124V125H26ZM33 124V125H32ZM160 125V127H161V129H160V127H159V131L161 130V132L160 133H158V136H157V134H156V132H157V130L158 129H156V132L154 133L152 130H155V128H156V125L157 126H159ZM210 124H211V126H210ZM212 124L215 126V127H212ZM217 124L219 125V126H217ZM13 125V126H12ZM16 125H18L17 127L18 128H15L16 127ZM223 125V126H222ZM20 126H22L23 128H20ZM25 126V127H24ZM27 126H29V127H27ZM34 126V127H33ZM216 126L218 127L217 128V130L215 131V129H216ZM210 127H212V128H210L212 131H213V133H216V135H214L213 133H212V131L211 130H209V128ZM158 128V127H157ZM214 128V129H213ZM222 128L224 129V130H222ZM21 129V130H20ZM24 129V130H23ZM205 129H207L205 132H204V130ZM219 129V130H218ZM175 130V129H174ZM221 130V131H220ZM26 131H25V135H26ZM169 131V132H170ZM207 132H210V134L209 133H207ZM217 132H219L218 134H217ZM223 132V133H222ZM164 135H163V134ZM166 133H168V134H166ZM203 133V134H202ZM222 133V134H221ZM149 134V133H148ZM149 134V135H150ZM156 134V135H155ZM166 134V135H165ZM172 134H176L177 136H172ZM207 134V135H206ZM224 134V135H223ZM155 135V136H154ZM163 135V136H162ZM167 135H171V136H167ZM202 135H203V137L204 138H202ZM206 135V136H205ZM209 135V136H208ZM214 135V136H213ZM221 135L223 136V137H221ZM153 136V137H152ZM167 136V137H166ZM196 136V135H195ZM211 136L212 137H214V139L212 140L211 139ZM219 136V137H218ZM226 138H225V137ZM5 137V136H4ZM19 137V138H18ZM146 137H144L145 139H146ZM163 137V138H162ZM164 137H165V139H164ZM170 137H172L171 139H170ZM187 137H188V139H187ZM223 138L222 140H221V138ZM20 138H22V139H20ZM130 138H132V137H130ZM169 138V139H168ZM178 138H179V144L177 143V144H175L176 145V147H175V145H174V143H176V141L175 140H178ZM180 138H181V141H180ZM200 138H202V139H200ZM207 138V139H206ZM217 138V139H216ZM218 138L220 139V143L218 142L217 144H214V143H212L214 140V142H217L218 141ZM13 139V138H12ZM161 139H162V141H163V139H164V141L163 142H161ZM167 139H168V141H167ZM173 139H175L174 141L175 142H173V141H170V140H173ZM187 139V140H186ZM210 139V140H209ZM184 140H186L185 141V146H183V144L182 143H184ZM190 140H192V142H194V143H191V142H189ZM217 140V141H216ZM0 141H2V142H0L1 143V146H0V153H2L3 155H2V159H0V168H1V170H3L2 172H3V174H0V178H2V176L3 177H5V179L4 178H2V179H0V183H2L1 181H3L4 182V180L5 181H10V179L11 180H13V181H10V183H14L15 185H20L21 184V181L22 182H24L23 180L25 179H27L28 177H29V175H30V172H29V170H28V167H27V163H28V158L26 157L24 160V162L21 164V166H20V164H19V162L17 161L18 159L17 158H15L16 159V161H15V159L14 160H12L15 156H13V158L11 159L10 157H12V156H10V154H8V153H11V152H9L8 151V148L6 147H4V149H3V147L2 146H6V145H8L7 144V142H4L1 138H0ZM17 141V142H16ZM170 141V142H169ZM207 143H206V142ZM208 141L210 142V143H208ZM212 141V142H211ZM224 141V142H223ZM14 142V143H13ZM182 142V143H181ZM206 144H205V143ZM187 143H188V149L186 148V145H187ZM189 143H191V145H189ZM201 143H203L204 144V146H206V147H204V146H202V144ZM173 144V145H172ZM181 144V145H180ZM195 144H196V146H195ZM197 144H201L200 146H202V149L200 148V146L199 145H197ZM223 144H225V145H223ZM178 145H180L179 147H178ZM193 145V146H192ZM212 145V146H211ZM214 145V146H213ZM221 145V146H220ZM223 145V146H222ZM172 146H173V148H172ZM182 146V147H181ZM217 146H220L219 147V150H218V147ZM163 147V148H162ZM190 147V148H189ZM192 147H194L195 149H196V151H195V149L194 148H192ZM197 147V148H196ZM199 147V148H198ZM211 147V148H210ZM215 149H214V148ZM217 147V148H216ZM177 148V149H176ZM179 148V149H178ZM181 148V149H180ZM208 148H210L211 150L208 152ZM221 148V149H220ZM226 148H228V150H226ZM3 149V150H2ZM159 149V150H158ZM176 149V150H175ZM182 149H186L185 151L184 150H182ZM192 149V150H191ZM197 149L199 150L200 149V151H197ZM225 150L226 151V154H228V155H226V156H224L225 155V152H224V155H223V152H221V151H223V150ZM2 150V151H1ZM163 150V151H162ZM178 150V151H177ZM182 150V151H181ZM205 150V152H203V151ZM206 150H207V152H206ZM157 151V152H156ZM161 151V152H160ZM176 151H177V154H178V157H177V155L175 156V154L174 153H176ZM180 151V152H179ZM218 151V152H217ZM163 152V153H162ZM195 152V153H194ZM202 152V153H201ZM221 152V153H220ZM199 153V154H198ZM217 153H219V154H217ZM229 153H231V154H229ZM5 154L7 155V156H5ZM212 155V156H211ZM217 155V156H216ZM222 155V156H221ZM5 156V157H4ZM24 156V155H23ZM175 156V157H174ZM232 156V157H231ZM176 157L178 158V159H176ZM228 158V159H225V158ZM232 158V160H231V158ZM8 158V159H7ZM23 158V157H22ZM4 159V160H3ZM10 159V160H9ZM219 159V161H217V160ZM3 160V161H2ZM220 160H225V161H227V162H224V161H222L221 163H219V164H217L218 162H220ZM229 160H231V162H229ZM179 162V163H177V162ZM229 162V163H228ZM3 163H6V165L5 164H3ZM14 163H18V165L17 166H15L14 165ZM176 163H177V165H176ZM226 163V164H225ZM229 165H228V164ZM11 164V165H10ZM223 164H225V165H223ZM239 164V165H238ZM263 164H264V161H263ZM5 165V166H4ZM179 165V166H178ZM221 165V166H220ZM224 167H223V166ZM226 165H228L229 166V168L226 166ZM19 166V167H18ZM11 167H13V168H11ZM225 167H227V168H225ZM240 169H239V168ZM9 168H10V170H9ZM179 168H181L182 169V171H180L179 170ZM222 168H223V175H221L222 174ZM15 171H13V170ZM21 169V170H20ZM23 169V170H22ZM178 170V173L176 172L177 170ZM228 170H229V172H228ZM6 171V172H5ZM12 171V172H11ZM22 171H24V172H22ZM224 171H225V173H224ZM4 172H5V174H4ZM181 172V173H180ZM7 173V174H6ZM10 173V174H9ZM15 173V174H14ZM17 173V174H16ZM27 173V174H26ZM29 173V174H28ZM177 173V174H176ZM213 173V174H212ZM215 173H219V174H215ZM26 174V175H25ZM176 174V175H175ZM179 174V175H178ZM229 175L230 177L228 178L227 177V180L228 181H230V182H228V188L230 187V191H229V189H228V194H231V191H232V193L234 192V193H236V194H231V195H233V196H231L232 198H234V199H228V201H227V203H225L226 201H225V199L224 198H222V197H219L220 199H219V202H218V197H216V189L214 188V187H216V184H218V181L220 182V180H221V177L223 178L225 175ZM13 175V176H12ZM182 175V176H181ZM213 175H215V177H213ZM217 175H219V177L216 179V177H217ZM9 176V177H8ZM178 176H179V178L180 179H178ZM181 176V177H180ZM211 176V177H210ZM221 176V177H220ZM239 176H240V178H239ZM6 177H8V178H6ZM209 177V178H208ZM16 178V179H15ZM210 178H211V180H210ZM215 178V179H214ZM4 179V180H3ZM15 179V180H14ZM21 179V180H20ZM206 179H208V181L206 180ZM220 179V180H219ZM230 179V180H229ZM240 179V180H239ZM182 180H184V181H182ZM218 180V181H217ZM243 180V181H242ZM203 181V182H202ZM210 181H212L213 182V184H211L212 182H210ZM185 182V183H184ZM202 182V183H201ZM207 182V183H206ZM203 183L206 185V186H204L203 185ZM209 183L211 184V185H209ZM231 183V184H230ZM244 183V184H243ZM207 184H208V186L209 187H207ZM214 184H215V186H214ZM246 184V185H245ZM200 185V186H199ZM263 186H264V184H262ZM261 185V187H263ZM185 186H186V188H185ZM212 186V187H211ZM214 186V187H213ZM200 187V188H199ZM202 187V188H201ZM245 187V188H244ZM187 189L186 191L189 193V194H186V193H184L185 191V189ZM193 188V189H192ZM195 188V189H194ZM197 188H199V190L197 189ZM205 188V189H204ZM212 188V191L211 190H209V189H211ZM248 188V189H247ZM175 189H177V188H175ZM175 189L173 190V191H175ZM182 189H184L183 190V192L181 191ZM197 189V190H196ZM201 189L203 190V191H201ZM208 189V190H207ZM215 189V190H214ZM244 189H245V191H244ZM263 189H264V187L263 188H261V192H262V194L260 195V194H258V196L257 197H255V198H253V199H251L252 201H250V204H251V206H254V205H257V207L258 208H262V207H260V206H262L260 203H263L264 204V197H263V194H264V191H263ZM192 190V191H191ZM194 190L195 191H197V192H195L194 193ZM207 191V193H206V191ZM172 191V193H167V192H164V191H162L161 192V195H158V196H160V197H158V196H156V202H154V200L153 201H151V204L150 205H152L153 206V208L155 207L156 208V206H157V208L155 209H153L152 207H150V209L148 210V212H146V214L144 215L145 217H144V219L146 220V221H148V222H155L154 224L153 223H151V224H153V225H159V222L160 223H162L163 225H162V237H165V234H167V236L169 237L170 235V237H173L175 234L173 233V231L175 230L174 228H176V231H177V228H178V225H180V222H181V219L182 218H180V222L178 223V221H179V217H180V208H181V205L183 204V203H185V200H181V196H179V194L181 195V193L180 192H177V190L175 191V193ZM208 191H210V194L208 193ZM215 191V192H214ZM202 192H203V194H204V198H203V194H202ZM166 193H167V196H164V195H166ZM198 193V194H197ZM200 193H201V195H200ZM206 193V194H205ZM243 193V196L241 195ZM172 196H170V195ZM176 194H178V195H176ZM187 195V196H185V195ZM209 194V195H208ZM175 195V196H174ZM206 195H208V197H206ZM236 195V196H235ZM163 196V197H162ZM168 196H169V198L171 199H169L168 198ZM178 196V200H176V197ZM193 196V197H192ZM215 196V197H214ZM240 196H242V197H240ZM261 196V197H260ZM166 197V198H165ZM173 197H174V199L175 200H173ZM161 198H162V201H159V200H161ZM167 198H168V200H167ZM192 198H194L195 199V201H193L194 199H192ZM210 198V199H209ZM214 198H216V199H214ZM239 198V199H238ZM241 198V199H240ZM261 198V199H260ZM159 199V200H158ZM163 199H164V201L165 200H167V201H163ZM192 199V200H191ZM209 199V200H208ZM211 199H212V201H211ZM173 200V201H172ZM221 200H222V202H221ZM257 202H256V201ZM169 201H171L169 204H167ZM180 201V204L178 203V202ZM182 201V202H181ZM223 201H224V203H223ZM239 202V203H241V201L243 202V203H241V204H239V203H236V202ZM255 201V202H254ZM162 202H164L163 204H162ZM177 202V203H176ZM232 202V203H231ZM254 202V203H253ZM173 203V204H172ZM201 203V204H202ZM221 203H222V205H221ZM176 204V205H175ZM180 205V206H178L179 207V209L176 207L177 205ZM226 204V205H225ZM229 204V205H228ZM245 206H243V205ZM249 204V205H250ZM155 205V206H154ZM164 206V207H162V206ZM172 207H171V206ZM260 205V206H259ZM29 205L28 204H19V205H14V206H11V208H10V212L11 213H14V211H15V209H19L20 207V210H24V211H26V209H27V207H28ZM167 206H169V208L171 207V209L175 206L176 208H173V209H176V210H171V212H170V210H168L169 208L166 207ZM212 206H214V207H212ZM216 206V207H215ZM225 206V207H224ZM226 206H229V207H226ZM237 206H239V207H237ZM12 207H15V208H12ZM159 207V208H158ZM238 209H237V208ZM243 208V210H242V208ZM151 208H152V211H151ZM218 208V209H217ZM225 208V209H224ZM229 208V209H228ZM157 209H158V211H159V209H160V211L162 212L163 210H164V213H166V216H165V214H162L161 212H156L157 211ZM224 209V210H223ZM239 209H241V210H239ZM244 209H246V210H244ZM155 210V211H154ZM177 210H179L178 211V213H176L175 214V212H177ZM230 212H228V211ZM150 211V212H149ZM155 213H154V212ZM167 211H168V213H167ZM236 211V212H235ZM237 211H239L238 213H237ZM27 212V211H26ZM152 212V214H150ZM240 212H242V213H240ZM261 212V213H260ZM153 213H154V215H153ZM159 213H161V215L159 214ZM221 213V214H220ZM226 213H229V214H226ZM237 213V214H236ZM240 213V214H239ZM244 213V214H243ZM261 215H260V214ZM156 214V215H155ZM171 214H173L171 217H173L174 215H175V217H173V218H171V219H169V218H167V216H170ZM225 214H226V216H227V218H226V216H225ZM242 214V215H241ZM26 215L27 214H24V219L26 218L27 220H29L31 217H26ZM29 215V214H28ZM27 215V216H28ZM153 215V217L151 218V216ZM160 215V216H159ZM177 215H179L178 216V218L176 217ZM191 216V215H193V216H191V217H188V216ZM221 215V216H220ZM250 215H252V214H250ZM263 215V216H262ZM30 216V215H29ZM158 216V217H157ZM222 216H224V217H222ZM235 216H237L236 218H235ZM242 216V217H241ZM156 217H157V219L159 218V220H157L156 219ZM165 217V218H164ZM188 217V218H187ZM221 217V218H220ZM230 217V218H229ZM232 217V218H231ZM253 218V223H252V227H255L254 229V234H252V235H250L251 236V238H253V239H250V236H249V242L250 243H252L253 241H254V239H255V243L253 242L252 244H259V243H261V244H259L258 246L260 247V250L262 251V255L264 256V212H263V209H259V212L257 213V214H255L254 216H252ZM149 218H151V219H153L154 221H152L151 219H149ZM164 218V220H168L169 219V221H164V220H162ZM177 220H176V219ZM194 218V219H193ZM224 218V219H223ZM226 218V219H225ZM239 218V219H238ZM255 218V219H254ZM25 219V220H26ZM184 219V218H183ZM182 219V220H183ZM220 219V220H219ZM222 219H223V221H225L224 223H223V221H222ZM233 220V221H231V220ZM235 219V220H234ZM238 219V220H237ZM242 219V220H241ZM257 219V220H256ZM172 220L174 221V220H176V221H174V222H176L177 223V225L174 223V222H172ZM198 220V221H197ZM199 220H200V223L198 224V222H199ZM256 220V221H255ZM157 221H159L158 223H157ZM164 221V222H163ZM173 223V224H171V222ZM169 222V223H168ZM221 222H222V224H221ZM228 222V223H227ZM232 222V223H231ZM157 223V224H156ZM165 223H167V224H165ZM206 225H205V224ZM226 223H227V225H226ZM234 223V225H232ZM170 224V225H169ZM175 224V225H174ZM210 224L213 226V228H214V230L216 231V233L217 232H219V234H216L215 233V235H212V234H209V228H208V226L207 225H209V227H210ZM218 224H221V225H218ZM228 224H230V226H232V227H230L229 226V228L227 227L228 226ZM165 225V226H164ZM173 225V226H172ZM205 225V226H204ZM226 225V226H225ZM254 225V226H253ZM256 225H258V226H256ZM175 226V227H174ZM197 226V227H196ZM165 227V228H164ZM173 227V228H172ZM219 228L218 230H217V228ZM222 227H224L223 229H222ZM167 228H168V230H169V232H165V231H168L167 230ZM170 228V229H169ZM200 228H201V231H202V229H203V231L204 232H202L201 233V231H200ZM206 228H208V232H207V235L205 234L206 233ZM225 228H228V229H225ZM221 229V230H220ZM225 229V230H224ZM230 229V230H229ZM257 229V230H256ZM165 230V231H164ZM170 230L172 231L171 232V234H170ZM228 230V231H227ZM258 230H259V233H258ZM222 231V232H221ZM229 231H230V236H229ZM227 232V233H226ZM165 233V234H164ZM173 233V234H172ZM239 233V234H238ZM258 233V234H257ZM170 234V235H169ZM209 234V235H208ZM231 234H232V238H231ZM238 234V235H237ZM201 235V236H200ZM203 235V236H202ZM234 235V236H233ZM238 236H240V238L238 237V239H237V237ZM166 236V237H167ZM204 236H206V237H204ZM210 236V237H209ZM253 236V237H252ZM175 237H177V235H175ZM214 237V238H213ZM229 237L231 238V240L229 239ZM259 237V238H258ZM235 238H236V240H235ZM214 240V242H213V240ZM260 241H259V240ZM198 240H200V241H198ZM205 240V241H204ZM216 240V241H215ZM238 240V242H236ZM258 240V241H257ZM198 241V242H197ZM203 241H204V244H203ZM212 241V242H211ZM231 241V242H230ZM234 241V242H233ZM195 242V243H194ZM209 242H211V243H209ZM233 242V243H232ZM236 242V243H235ZM199 243V244H198ZM206 243V244H205ZM207 243H209V244H207ZM212 243H214V244H212ZM192 244H193V246H192ZM196 244V245H195ZM231 244V245H230ZM233 244V245H232ZM192 247H191V246ZM197 245H198V247H197ZM204 245V246H203ZM209 245H212L214 248H211ZM201 246V247H200ZM207 248H206V247ZM201 249H200V248ZM202 247L205 249H203L204 251H202ZM209 247H210V250L211 249H213V250H211V252H213V253H211V252H209L210 250H209ZM232 247V248H231ZM193 248V249H192ZM196 248V249H195ZM199 250H198V249ZM215 248H217V249H215ZM209 251H208V250ZM219 249V250H218ZM196 250V251H195ZM217 252H216V251ZM228 250V251H227ZM231 250V251H230ZM202 253H201V252ZM220 251V252H219ZM225 252V253H224ZM230 252V253H229ZM198 253V254H197ZM201 253V254H200ZM216 253V254H215ZM218 253V254H217ZM223 253V254H222ZM208 254V255H207ZM213 254V255H212ZM215 254V255H214ZM223 256H222V255ZM197 255H199V256H197ZM205 255V256H204ZM206 255H207V257H206ZM210 255V256H209ZM202 256V257H201ZM210 257H211V259H210ZM206 258V260H204ZM209 258V259H208ZM146 261H148L147 259H146ZM145 261V262H146ZM187 264V263H186ZM189 264V263H188Z\"/></svg>",
	"mask_w": 264,
	"mask_h": 264
}]
</instances>
